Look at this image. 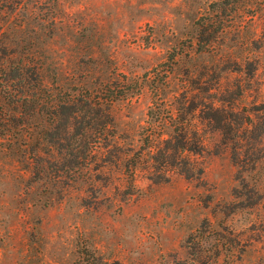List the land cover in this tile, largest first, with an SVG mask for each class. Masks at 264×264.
Returning a JSON list of instances; mask_svg holds the SVG:
<instances>
[{
    "label": "rangeland",
    "instance_id": "374dc122",
    "mask_svg": "<svg viewBox=\"0 0 264 264\" xmlns=\"http://www.w3.org/2000/svg\"><path fill=\"white\" fill-rule=\"evenodd\" d=\"M0 69V264H264V136L241 145L242 170L201 111L262 123L264 0H0ZM146 74L169 82L161 100L197 106L200 179L154 180ZM106 85L107 141L50 144L53 102Z\"/></svg>",
    "mask_w": 264,
    "mask_h": 264
},
{
    "label": "trees",
    "instance_id": "16d2710c",
    "mask_svg": "<svg viewBox=\"0 0 264 264\" xmlns=\"http://www.w3.org/2000/svg\"><path fill=\"white\" fill-rule=\"evenodd\" d=\"M212 43L211 41H205L204 44L198 42L202 52L212 49ZM170 70H165L167 71L165 73H169ZM143 78L144 81L152 83L149 87L153 95V104L148 111L149 126L143 129L142 149L148 151L152 169L158 175L154 180L167 182L172 172L184 176L187 180L200 179L204 174V169L193 160V156H201L204 152V145L200 133L194 129L192 119L186 117L196 113L197 106L193 101L188 104L190 100H187V91L181 94L182 100L180 101L177 96H174L176 100L174 102L161 100L160 97L169 82L160 84L157 82L158 76L148 78L147 74ZM19 81L25 83L28 80L21 78ZM35 82L40 89L41 80L37 79ZM142 86V83L135 82L130 92L121 97L133 98L140 95ZM20 99L26 102L28 96ZM119 99V96L114 94L111 85L103 86L92 92L86 90L77 95L66 94L62 101L56 99L52 106L51 120L62 122L64 133L50 138L49 143L62 147L64 151L79 148L84 150L83 152L94 151L97 145H101L109 138L108 132L113 125L111 109ZM204 108L209 109V111L201 110L205 115V120L221 132L224 146L233 144V162L243 170L245 159L241 154V145L246 141L259 144L264 136V104L255 108H260L255 110L256 115H262L259 117L262 123L259 124H255L249 116L228 112L226 108L215 106L214 103L211 106L204 105ZM229 132H234V136L230 137ZM255 150L258 154L261 153L259 148ZM89 155L82 160L73 159L72 163H77L74 165L76 167L84 162L90 164Z\"/></svg>",
    "mask_w": 264,
    "mask_h": 264
}]
</instances>
